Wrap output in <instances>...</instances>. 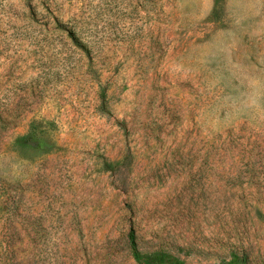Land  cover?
Listing matches in <instances>:
<instances>
[{
  "label": "rangeland",
  "instance_id": "rangeland-1",
  "mask_svg": "<svg viewBox=\"0 0 264 264\" xmlns=\"http://www.w3.org/2000/svg\"><path fill=\"white\" fill-rule=\"evenodd\" d=\"M264 264V0H0V264Z\"/></svg>",
  "mask_w": 264,
  "mask_h": 264
},
{
  "label": "trees",
  "instance_id": "trees-1",
  "mask_svg": "<svg viewBox=\"0 0 264 264\" xmlns=\"http://www.w3.org/2000/svg\"><path fill=\"white\" fill-rule=\"evenodd\" d=\"M129 243L131 253L135 261L139 264H187L184 260L179 257L163 251H152L148 253H141L137 250L134 235L132 232L129 233ZM223 264H249L245 255L231 252L229 260L223 261Z\"/></svg>",
  "mask_w": 264,
  "mask_h": 264
}]
</instances>
